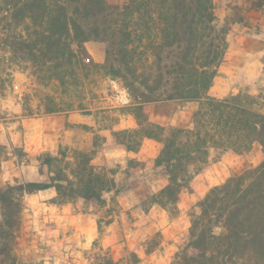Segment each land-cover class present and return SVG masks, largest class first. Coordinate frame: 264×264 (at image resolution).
I'll return each instance as SVG.
<instances>
[{"label": "trees", "instance_id": "16d2710c", "mask_svg": "<svg viewBox=\"0 0 264 264\" xmlns=\"http://www.w3.org/2000/svg\"><path fill=\"white\" fill-rule=\"evenodd\" d=\"M4 4L10 12L6 30L11 32L7 47L12 58L31 63L38 77L57 80L64 92L80 83L78 68L88 66L73 44L83 49L89 41L110 43L100 68L126 88L133 103L122 112L137 123L113 132L114 138L132 153L146 139L161 145L155 168L167 185L143 202L146 211L159 206L177 214L181 198L192 192L195 175L225 154L241 157L259 146L263 161L258 166L233 174L197 205L200 211L192 214L186 243L173 264H264V96L213 91L231 31L230 24L220 22L216 0ZM159 102L193 105L191 125L166 129L148 110ZM94 152L70 153L59 147L56 154L37 159L45 181L16 180L0 190V264H18L25 195L54 189L52 204L82 202L96 211L107 206L105 194H117L116 182L111 171L93 164ZM101 225L98 220L100 233ZM149 247L147 253L157 246ZM133 258L134 264L140 262L135 254Z\"/></svg>", "mask_w": 264, "mask_h": 264}, {"label": "rangeland", "instance_id": "374dc122", "mask_svg": "<svg viewBox=\"0 0 264 264\" xmlns=\"http://www.w3.org/2000/svg\"><path fill=\"white\" fill-rule=\"evenodd\" d=\"M216 13L231 30L237 22L251 35L264 30V0H216ZM9 15L0 0V190L16 180L45 181L37 159L56 154L59 147L70 153L95 151L93 164L113 173L117 189V194H105L107 206L99 211L82 202L52 204L54 189L25 195L15 251L18 264H134V254L140 258L137 264H173L186 243L192 214L200 211L197 205L233 174L258 166L263 161L260 147L241 157L225 154L195 175L192 192L181 198L177 214L159 206L146 211L143 202L167 185L155 168L161 145L144 141L132 153L114 138L113 132L136 128L137 123L130 126L122 112L133 103L126 88L100 68L110 43L89 41L83 49L73 44L88 66L78 68L80 83L64 92L57 80H42L31 63L12 58ZM179 105L159 102L148 110L166 129L183 128L192 121L194 107L180 105L186 107L176 115ZM150 245L157 247L147 253Z\"/></svg>", "mask_w": 264, "mask_h": 264}, {"label": "crops", "instance_id": "0c3cea01", "mask_svg": "<svg viewBox=\"0 0 264 264\" xmlns=\"http://www.w3.org/2000/svg\"><path fill=\"white\" fill-rule=\"evenodd\" d=\"M241 26L242 23H235L228 35V50L214 82L213 91L223 96L244 89L254 95L264 91V30L259 35H251L241 31ZM184 107L179 105L176 115L183 113ZM127 117L130 126L135 127V119L131 115ZM191 122L183 128L189 127Z\"/></svg>", "mask_w": 264, "mask_h": 264}]
</instances>
